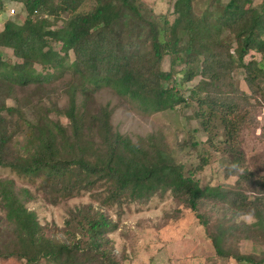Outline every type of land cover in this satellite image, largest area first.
I'll return each instance as SVG.
<instances>
[{
  "label": "trees",
  "instance_id": "trees-1",
  "mask_svg": "<svg viewBox=\"0 0 264 264\" xmlns=\"http://www.w3.org/2000/svg\"><path fill=\"white\" fill-rule=\"evenodd\" d=\"M14 1L23 4L26 18L21 24L7 20L0 30V46L10 48L20 60L8 63L0 56V166L19 176L38 178L40 187L52 189L57 197L103 186L104 202L119 207L127 200L144 201L157 191H170L204 227L209 222L200 213L201 206L230 199L235 212L253 211L256 221L216 225L208 233L216 255L239 263L264 264V249L241 253L237 246L240 238L264 245L263 197L249 199L220 185H202L194 173L208 163V156L186 170L161 136L148 134L132 141L112 128L107 108L85 113L80 109L82 105L85 109V99L77 102V91L86 95L101 87L111 88L146 113L165 112L194 101L202 128L210 131V122L218 121L224 141L231 146L239 101L248 97L234 86L232 70L243 68L247 86L264 94V85L259 88L264 84V62L244 60L251 50L264 56V0L259 4L213 0L200 14L194 11L193 0H175L171 23L155 15L142 0H95L92 7L80 11L87 0ZM61 12L69 16L62 27L53 28L50 17ZM60 39L64 55L50 45V40ZM69 50L74 60L67 63ZM165 56L169 70L161 68ZM35 64L41 66L40 71ZM177 64L185 66L175 71ZM67 72L74 79L67 83L69 98L64 110L70 132L57 121L41 118L30 123L31 147L24 153L13 151L7 116L21 112L5 105L7 96L16 87L44 88ZM196 76L199 81L185 96L182 82ZM238 161L232 155L231 162ZM244 177V172L239 175ZM21 192L23 197L12 179L0 180V261L119 264L107 248V234L115 230L116 223L103 211L91 205L78 209V237L54 239L26 206L25 197H32L29 190Z\"/></svg>",
  "mask_w": 264,
  "mask_h": 264
},
{
  "label": "rangeland",
  "instance_id": "rangeland-1",
  "mask_svg": "<svg viewBox=\"0 0 264 264\" xmlns=\"http://www.w3.org/2000/svg\"><path fill=\"white\" fill-rule=\"evenodd\" d=\"M142 1L155 15H163L169 23L173 21L175 15L172 8L175 0ZM211 1L213 0H193L194 11L197 14L203 13ZM221 1L225 3L228 0ZM261 1L254 0L253 4H259ZM94 3L95 0H87L78 10L89 9ZM68 16V12L51 16L52 27H62ZM25 18L26 11L21 2L2 0L0 30L7 20L21 24ZM50 41L51 47L64 55L62 48L64 41L61 39ZM0 56L8 63L20 61L10 48L2 46ZM263 58L260 52L251 50L244 60L264 62ZM72 60L74 54L69 50L66 62ZM34 66L41 70L40 65ZM184 66L177 64L174 70L181 71ZM161 68L169 70L168 56L163 58ZM245 75V70L240 67L231 72L234 86L248 95L247 99L239 101L240 108L237 111L238 116L235 117L231 146L224 141L223 129L218 121L210 122V131L202 128L199 119L195 117L197 106L194 101L189 106L182 104L165 112L146 113L111 88L101 87L86 95L77 91V102L81 104L85 99V109L83 105L80 107L85 113H99L101 109L107 108L112 128L127 135L132 141H137L148 134L161 136L176 159L185 165L186 170L193 169L200 164L205 155L208 156V163L194 173V177L202 185H220L227 190L245 194L249 199L255 196L264 198V94L251 90L245 82ZM179 76L181 78L182 74ZM199 79L200 76H196L188 82H182L180 86L182 93L188 96L190 88ZM71 80L74 79L71 73L67 72L45 84L44 88L33 85L16 87L13 93L7 96L5 105L16 107L21 112L7 116V128L9 133H13L10 143L13 151L24 153L31 147L34 140L30 134V123H36L41 118L45 121L47 119L57 121L65 127L67 133L70 132L64 110L68 106L69 98L67 83ZM260 85L264 84L260 83L259 88ZM261 90L264 92L263 88ZM91 135L93 138L96 137L93 131ZM230 149L234 154L228 153ZM232 155L239 158L238 164L231 162ZM243 172L245 177L240 179L239 175ZM1 179H12L21 197H23L21 189L29 190L32 197H25L26 206L36 213L47 236L54 239L66 240L73 238L72 235L78 237L77 223L81 219L79 215L75 217L78 209L91 205L103 211L116 223L115 230L107 234L109 238L107 248L111 250V256L119 264H249L217 256L208 236L216 225H244L256 221L254 216L251 223L237 222L238 214L242 213L235 212L237 210L231 206L230 199L208 202L201 206L199 211L209 222L206 228L183 201L170 191H157L144 201L127 200L119 207L115 203L104 202L106 192L103 186L81 190L63 198L57 197V193L50 188L43 190L38 178L19 176L8 167L0 166ZM0 216H3L1 207ZM237 246L241 253H258L264 249L263 244L245 238H240ZM0 264L24 262L9 259L0 261ZM39 264L47 263L42 261Z\"/></svg>",
  "mask_w": 264,
  "mask_h": 264
},
{
  "label": "clouds",
  "instance_id": "clouds-1",
  "mask_svg": "<svg viewBox=\"0 0 264 264\" xmlns=\"http://www.w3.org/2000/svg\"><path fill=\"white\" fill-rule=\"evenodd\" d=\"M253 219H254L253 211L238 214V216H237V222L243 221L246 223H251L253 221Z\"/></svg>",
  "mask_w": 264,
  "mask_h": 264
}]
</instances>
